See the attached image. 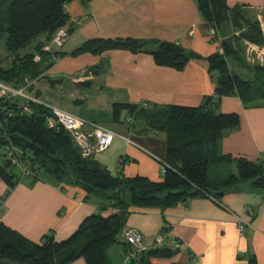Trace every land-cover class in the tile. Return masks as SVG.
Here are the masks:
<instances>
[{
	"label": "trees",
	"instance_id": "1",
	"mask_svg": "<svg viewBox=\"0 0 264 264\" xmlns=\"http://www.w3.org/2000/svg\"><path fill=\"white\" fill-rule=\"evenodd\" d=\"M72 1L0 0V43L12 57L8 67H2L0 60V82L13 88L36 82L46 77L56 59L66 55L43 48L57 30L68 25L65 6ZM194 1L210 30L221 33L222 53L203 57L166 41L93 39L69 54L96 56L106 51L125 50L150 55L157 66L178 72L194 63L208 73L214 82V93L204 97L197 107L129 103H115L111 107L113 123L165 135L160 181L143 176H113L93 157H82L67 131L48 127L47 120L52 114L47 107L28 103L26 111L18 100L0 99V179L8 188H14L19 180L13 174V168L18 167L11 159L15 158L22 162L27 171L25 176L80 188L86 197H94L98 202L96 212L84 218L77 230L62 242H56L52 232L32 242L0 224V264H70L80 258L86 264H110L107 251L114 244L123 246L125 257L133 251L123 240L130 208L164 210L195 198L210 199L220 205L225 190L238 185L264 192V159L252 162L218 152L224 134L236 130L240 123L237 114L220 113L222 97L238 98L245 109L264 108V66L250 65L238 46V42L242 46L244 42L264 46V32L257 17L251 16L244 5L229 7L226 0ZM31 44L40 57L38 62L32 52L23 53ZM227 58L236 68L228 66ZM239 69L251 78H244ZM126 118L131 122L127 123ZM213 166L229 171L218 186L209 183L208 172ZM105 210L114 213L104 218L101 213ZM178 251L153 247L127 261L128 264H151V258L169 259ZM245 258L247 264H258L254 255Z\"/></svg>",
	"mask_w": 264,
	"mask_h": 264
},
{
	"label": "crops",
	"instance_id": "2",
	"mask_svg": "<svg viewBox=\"0 0 264 264\" xmlns=\"http://www.w3.org/2000/svg\"><path fill=\"white\" fill-rule=\"evenodd\" d=\"M226 3L229 7L244 5L251 16L264 20V0ZM65 11L69 16L65 27L68 35L62 47L54 51L66 55L56 59L47 74L60 78L80 75L82 78L74 83L95 84L99 96L114 94L111 107L115 103L197 107L204 97L213 95V80L194 63L177 72L156 66L150 55L122 50L69 56L93 39L166 41L203 57L222 53L221 33L211 34L194 0H74L65 6ZM219 111L237 114L240 123L236 130L224 134L218 152L252 162L264 159V108L245 109L238 98L222 97ZM111 129L133 139L138 148L115 140L107 150L95 154L94 160L113 176H143L160 181L161 164L150 155L158 159L164 156L165 135L119 123H113ZM221 170L224 167L210 168L211 185L218 186L226 179L229 171ZM0 202V224L32 242L50 232L56 242L68 239L98 206L97 200L86 197L80 188L32 176L19 178L12 189L0 179ZM220 203L195 198L164 210L130 208L125 229L137 231L146 249L153 248L159 234L165 236L162 246L169 250H173L172 241L180 244L172 258H151V264H247L248 255L264 264V192L238 185L226 189ZM113 213L105 210L101 214L106 218ZM238 216L249 224L243 236L236 228ZM107 254L110 264H128L121 244L111 246ZM70 264L86 263L80 258Z\"/></svg>",
	"mask_w": 264,
	"mask_h": 264
},
{
	"label": "built area",
	"instance_id": "3",
	"mask_svg": "<svg viewBox=\"0 0 264 264\" xmlns=\"http://www.w3.org/2000/svg\"><path fill=\"white\" fill-rule=\"evenodd\" d=\"M258 20L264 32V20L260 17H258ZM211 34H213V32ZM67 35V29L65 27L60 28L56 31L50 43L46 45L43 50L50 51L54 48L62 47L67 38ZM244 44L247 50L245 52L246 61L250 65L258 64L260 66H264V56H256V53H254V49L258 46L250 44L248 42H244ZM34 60L37 61V58H35ZM30 84L31 83L28 82L21 88H13L10 85L0 82V99L5 98L6 100H18L21 107H23V109L26 111H28V103L41 104L47 107L52 114V116L47 120L48 127H61L65 131H67L73 139V142L79 149L82 157L84 158L93 157L96 153L105 150L109 143H111L112 134L104 127L94 123H87L81 118L68 114L64 111H60L51 104L41 102L38 100V98L30 96L27 91V88L28 86L30 87ZM126 122L130 123V118H126ZM83 127H88V130L82 129ZM129 144H131L132 147L138 148V146L132 142H129ZM150 156L161 164V173H163L164 165L161 159H158L153 155ZM11 159L13 163L17 164V166L21 168L23 174L27 173L22 162H20L19 159ZM1 207L2 203L0 202V208ZM248 212L249 215L252 214L251 210H249ZM248 226V222L240 217H236V228L241 236L244 235V231ZM123 240L133 248V251L129 254V256L126 257V259L132 258L136 253L146 250V247L142 244L141 235L133 229L124 230ZM164 240L165 236L163 234L157 235L153 240V247L162 246ZM171 246L173 250H180V244L176 241H172Z\"/></svg>",
	"mask_w": 264,
	"mask_h": 264
},
{
	"label": "rangeland",
	"instance_id": "4",
	"mask_svg": "<svg viewBox=\"0 0 264 264\" xmlns=\"http://www.w3.org/2000/svg\"><path fill=\"white\" fill-rule=\"evenodd\" d=\"M238 46L242 50V52L247 51L244 43H243L244 48L240 42H238ZM33 49H34V45L32 46L31 44L27 47V49L23 53L32 52L34 54L33 58L34 59L37 58V62H38L40 61V57L34 52ZM54 49H59V48H54ZM122 51H125V50H122ZM254 53H256V56L257 55L264 56L263 55L264 46L256 47L254 49ZM0 60L2 61V67H8L10 62L12 61V57L8 56L7 52L3 48L2 43H0ZM226 62L231 69L236 68L235 64L230 58H227ZM163 68H167V67H163ZM238 71H239V74L242 75L244 78L246 79H249V77L251 78V75H249L244 70L239 69ZM47 75L46 77H42L40 80L36 82H29L31 84H30V87L28 86L27 91L30 96H34L35 98H38V100L41 102L51 104L52 106L56 107L60 111H64L68 114L81 118L87 123H94V124L100 125L104 127L105 129H107L112 134V141L111 143H109V145L107 146L105 150H107L115 140H121L131 147L132 145L129 144V142L136 144L133 141V139H131L130 137L117 133L111 129L113 127V123L110 119L111 118L110 116V113H111L110 111L111 101L110 100L111 99L110 98L113 97L114 94L105 93L103 96H99L98 95L99 92L95 84H93L92 86L90 85V87H82L79 85V83L77 82L74 83L73 82L74 80H77V79L79 80L82 78L80 75L79 76H67L65 78L64 77L60 78L58 75H52L51 73ZM30 88H32V90H30ZM35 92H38L39 95L36 96ZM82 129L88 130V127H83ZM105 150L101 152H104ZM101 152H98V153H101ZM1 162L2 161L0 159V164ZM226 169L227 168H224V170H221V171L228 173V170ZM13 174H15L18 177L20 176L19 178L25 177V174H23L21 168L19 167L13 168ZM1 209L2 208H0V211Z\"/></svg>",
	"mask_w": 264,
	"mask_h": 264
},
{
	"label": "water",
	"instance_id": "5",
	"mask_svg": "<svg viewBox=\"0 0 264 264\" xmlns=\"http://www.w3.org/2000/svg\"><path fill=\"white\" fill-rule=\"evenodd\" d=\"M78 83L82 87H90L91 85L89 81H79Z\"/></svg>",
	"mask_w": 264,
	"mask_h": 264
}]
</instances>
